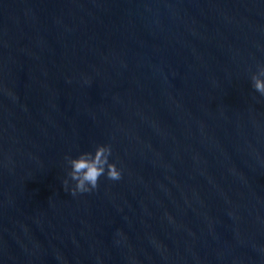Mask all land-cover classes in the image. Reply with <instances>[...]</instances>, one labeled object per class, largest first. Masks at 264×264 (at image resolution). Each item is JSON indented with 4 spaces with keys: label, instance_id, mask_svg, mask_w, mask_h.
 I'll list each match as a JSON object with an SVG mask.
<instances>
[{
    "label": "water",
    "instance_id": "obj_1",
    "mask_svg": "<svg viewBox=\"0 0 264 264\" xmlns=\"http://www.w3.org/2000/svg\"><path fill=\"white\" fill-rule=\"evenodd\" d=\"M262 63L264 0H0V264H264Z\"/></svg>",
    "mask_w": 264,
    "mask_h": 264
},
{
    "label": "clouds",
    "instance_id": "obj_2",
    "mask_svg": "<svg viewBox=\"0 0 264 264\" xmlns=\"http://www.w3.org/2000/svg\"><path fill=\"white\" fill-rule=\"evenodd\" d=\"M87 83V77H85ZM251 87L264 96V63L257 64L250 73ZM112 147L108 143H97L90 151H81L75 156H65L66 175L62 179L63 189L71 195L88 193L98 187L101 176L109 180L121 178V168L110 159Z\"/></svg>",
    "mask_w": 264,
    "mask_h": 264
}]
</instances>
